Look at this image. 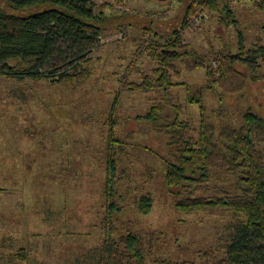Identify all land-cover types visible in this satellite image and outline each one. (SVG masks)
Masks as SVG:
<instances>
[{
    "label": "rangeland",
    "instance_id": "1",
    "mask_svg": "<svg viewBox=\"0 0 264 264\" xmlns=\"http://www.w3.org/2000/svg\"><path fill=\"white\" fill-rule=\"evenodd\" d=\"M91 1L112 5L106 13L125 17L120 21L131 25L123 30L110 26L98 37L88 54L85 82L53 86L46 80L0 77V264H99L108 237L128 233L141 239L150 264H212L231 235V216L184 215L175 209L177 198L168 193L164 178V160H171L174 150L151 124L135 120L162 98L129 92L124 86L139 81L142 73L151 74L154 67L140 52L146 41L142 28L151 23L158 33L170 34L192 0ZM256 1H232L244 52L264 43V11L255 8ZM185 22L180 44L199 55L206 68L216 72L222 57L238 55L237 29L219 26L202 6L194 5ZM172 59L178 71L174 79L184 85L169 96L181 106L179 118L197 128L198 109L188 105L186 97L206 83L205 69L182 56ZM242 64L237 69L246 75L249 63ZM258 76L234 95L215 88L204 91L207 121L219 129L225 123L238 127L247 110L264 117V64ZM115 98L114 136L123 152L116 153L118 209L107 217L105 157L108 114ZM167 115L170 119L174 112ZM232 183L233 178L219 175L209 185L214 191ZM146 195L153 204L143 215L136 201Z\"/></svg>",
    "mask_w": 264,
    "mask_h": 264
},
{
    "label": "trees",
    "instance_id": "2",
    "mask_svg": "<svg viewBox=\"0 0 264 264\" xmlns=\"http://www.w3.org/2000/svg\"><path fill=\"white\" fill-rule=\"evenodd\" d=\"M232 1L192 0L179 16L178 29L170 34L158 33L149 21L141 30L146 41L142 40L139 47L154 63L152 73H142L139 81L125 82L124 86L129 92L157 93L162 98V103H152L135 120L151 124L167 137L168 146L174 150L171 160H164V178L168 193L177 198L175 209L184 215L231 216V235L221 257L212 264H264V117L247 110L238 127L225 123L216 129L206 115L204 91L215 88L228 95L241 93L248 81L259 80L260 64H264V43H255L244 52V37ZM194 5L215 15L224 29H237L239 53L222 57L216 72L206 68L199 55L180 44V33ZM107 6L91 0H0V77L46 80L53 86L85 82L91 60L88 54L98 37L110 26L123 30L131 25L120 21L125 17L115 18V13H106ZM254 6L264 11V0L256 1ZM261 30L264 32V25ZM175 56L193 60L195 67L206 72V83L186 97L187 104L198 109L197 128L179 118L181 106L172 103L169 96L172 90L184 85L174 79L173 74H178L172 59ZM243 62L249 63L246 75L237 69ZM117 101L113 100L108 114L111 127L103 189L107 217L118 209L114 201L116 153L123 152L121 141L114 136ZM170 111L174 117L168 119ZM219 175L233 178L234 183L227 189L213 187V191L209 184ZM152 204V198L146 195L136 201V208L147 215ZM99 264L150 263L141 239L128 233L119 239L108 237L101 247ZM155 264L172 261L158 260Z\"/></svg>",
    "mask_w": 264,
    "mask_h": 264
}]
</instances>
